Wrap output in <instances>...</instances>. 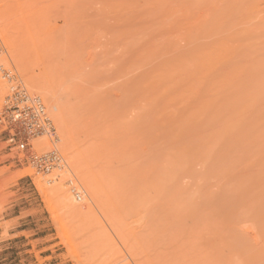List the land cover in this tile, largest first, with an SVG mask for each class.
<instances>
[{
  "label": "rangeland",
  "instance_id": "obj_1",
  "mask_svg": "<svg viewBox=\"0 0 264 264\" xmlns=\"http://www.w3.org/2000/svg\"><path fill=\"white\" fill-rule=\"evenodd\" d=\"M2 14L0 111L9 83L42 99L81 212L15 179L52 173L12 163L0 136V264H264V0H0ZM77 146L94 178L70 172Z\"/></svg>",
  "mask_w": 264,
  "mask_h": 264
},
{
  "label": "built area",
  "instance_id": "obj_2",
  "mask_svg": "<svg viewBox=\"0 0 264 264\" xmlns=\"http://www.w3.org/2000/svg\"><path fill=\"white\" fill-rule=\"evenodd\" d=\"M6 75L10 79L9 74ZM9 84L0 111V136L11 155L10 161L42 175L61 169L65 163L53 145L51 150L41 152L33 143L42 136L49 138L51 144L56 140L55 127L43 102L30 95L21 83Z\"/></svg>",
  "mask_w": 264,
  "mask_h": 264
},
{
  "label": "bare ground",
  "instance_id": "obj_3",
  "mask_svg": "<svg viewBox=\"0 0 264 264\" xmlns=\"http://www.w3.org/2000/svg\"><path fill=\"white\" fill-rule=\"evenodd\" d=\"M256 6V7H255ZM254 6V8H257V4ZM12 11V10H11ZM13 14V13H12ZM5 14H2L1 16H0V19H2V22L4 21L5 22V20H4V16ZM7 16V15H6ZM9 16H12V15H9ZM8 17V16H7ZM244 17V16H243ZM8 19V18H7ZM249 19V18H248ZM241 20H242V18H241ZM245 20H247L246 18H245ZM244 20V21H245ZM242 22V21H241ZM35 46V45H34ZM33 48V47H32ZM15 50V49H14ZM34 50H36V48L34 49ZM37 51V50H36ZM39 52V51H38ZM37 55H38V53H37ZM15 56L17 57L18 56V53L17 54H15ZM43 72V71H42ZM45 72V71H44ZM45 81V80H44ZM43 80H41V79H39V78H29V80H28V82H29V85L32 87V88H34L35 90H37L40 94H41V96L44 98V99H46L45 101H51L52 100V96H54V94L53 95H51V90L50 89H54L53 87H50L48 84H46L45 82H49V84H51V83H53L52 81L50 82V79H48V80H46L45 82H44ZM12 82V81H11ZM0 88H3V85H2V83H1V81H0ZM24 88H25V86H24ZM27 91V90H26ZM28 92V91H27ZM37 97H39V96H37ZM41 101H42V99H41ZM62 105V104H61ZM45 106V105H44ZM64 106V105H63ZM46 108V107H45ZM54 109L57 111V113H56V117H57V119H58V121L60 122V124H61V126H62V129H63V131L67 134V138H68V141H69V144L71 145V147L72 148H74V146H75V144H73V142H74V139H73V137H72V134L70 133V128H69V124H68V121H67V118H66V115L68 114V113H66L67 111H64V109L60 106V105H58V104H56L55 106H54ZM67 109V108H66ZM47 111V110H46ZM69 118H71V116L69 115V117H68V120H69ZM70 122H71V120H69ZM53 122V121H52ZM53 125H54V123H53ZM55 127V126H54ZM55 130H56V128H55ZM42 137H45V136H42ZM47 138V137H46ZM48 139V145L47 146H45L46 147V149L47 150H51L52 149V146L51 145H53V147H55L56 148V150L59 152V149H58V142L60 141L59 140V136H58V134H57V132H56V140H55V142H52V144H51V142H50V140H49V138H47ZM47 147H49V149L47 148ZM76 148H77V150H76ZM75 148V150H76V152H78L77 153V155L75 156L76 158L73 160V163H74V166H75V168L74 167H71V171L70 172H72V171H74V169H75V171H76V169H77V171H82V169L81 168H84L85 166V168L87 169V165H85V163L87 162L86 161V158L84 157V154L86 153V152H84V154H83V152H81L80 150H78V146ZM37 150V149H36ZM44 150H45V148H44ZM43 150V151H44ZM47 150L45 151V152H47ZM39 151V150H38ZM42 150H41V152H43ZM59 154H60V156L62 157V155H61V152H59ZM64 157H62V159H63ZM65 159H63V161H64ZM86 161V162H85ZM64 163H66L67 165H68V163L66 162V161H64ZM69 163H72V162H70L69 161ZM72 163V164H73ZM66 164H65V166H66ZM83 165H85V166H83ZM73 166V165H72ZM67 168V167H66ZM69 168V167H68ZM73 168V169H72ZM65 172V171H67V170H59L58 172L57 171H55L54 173L52 172V174L51 175H48L49 176V178H50V176H53V179H49L48 178V180H46L47 178H45V182L44 181H41L40 179L41 178H39L40 176H38V178H37V175H36V177L34 176L35 174H34V172H32L31 170H23V171H21L18 175H16L15 176V179H19V178H21V177H23V176H29L32 180H33V182H34V184H35V186H36V188L39 190V191H41V194H45V191H44V189L46 188H49V189H51L56 195H57V197H59V199L61 200V202L64 204V206L65 207H67L70 211H72L73 212V214H74V212H77V213H75V214H78V213H80L81 212V209H79V206L78 205H76V204H74L75 202L72 200V198L70 197V195L67 193V190H69V189H67L66 190V188H65V185H64V183H63V181H62V179L60 178L61 177V173L62 172ZM76 171V172H77ZM84 171V170H83ZM82 171V172H83ZM87 172H83V174H85V173H87V175L85 174V177H86V180H87V178L88 179H90V178H94L95 176H96V174L94 175V174H92V172L90 173L89 171H88V169L86 170ZM68 172V171H67ZM66 173V172H65ZM65 173H63V176L65 175ZM78 173V172H77ZM90 173V174H89ZM94 173V172H93ZM79 174H81V173H79ZM67 175V174H66ZM68 175H69V173H68ZM91 175V176H90ZM92 175H94V176H92ZM70 176V175H69ZM64 177H67V176H64ZM64 177H62V178H64ZM43 178V177H42ZM44 178L42 179V180H44ZM68 178V177H67ZM64 180V179H63ZM67 180V179H66ZM65 180V181H66ZM94 182H95V180H94ZM147 183H149V182H147ZM150 183L152 184V182L150 181ZM150 183H149V185H150ZM52 184V185H51ZM88 184V189H89V191H91V192H93L94 193V191H95V189H94V183H93V181H90V182H88L87 183ZM69 185L70 186H72V192L75 194V196H76V198L77 199H80V195H79V193H76V188L75 187H73V182L72 181H70L69 182ZM153 185H155L154 183H153ZM152 186V185H151ZM72 193V194H73ZM72 196V195H71ZM74 197V196H73Z\"/></svg>",
  "mask_w": 264,
  "mask_h": 264
}]
</instances>
